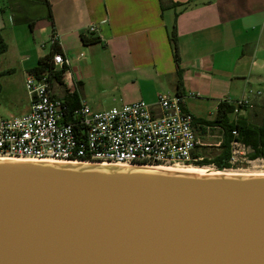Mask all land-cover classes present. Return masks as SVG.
<instances>
[{"label": "water", "instance_id": "1", "mask_svg": "<svg viewBox=\"0 0 264 264\" xmlns=\"http://www.w3.org/2000/svg\"><path fill=\"white\" fill-rule=\"evenodd\" d=\"M0 264H264V175L0 159Z\"/></svg>", "mask_w": 264, "mask_h": 264}, {"label": "crops", "instance_id": "2", "mask_svg": "<svg viewBox=\"0 0 264 264\" xmlns=\"http://www.w3.org/2000/svg\"><path fill=\"white\" fill-rule=\"evenodd\" d=\"M172 1L190 3L162 10L159 0H0V103L20 99L29 111L27 93L15 96L56 36L69 64L52 91L67 108L84 101L99 111L102 100L152 105L165 93L202 122L215 118L219 103L247 98L252 107L237 119L264 126V0ZM174 22L180 85L168 39ZM81 36L99 42L84 45ZM196 132L201 140L221 135Z\"/></svg>", "mask_w": 264, "mask_h": 264}, {"label": "built area", "instance_id": "3", "mask_svg": "<svg viewBox=\"0 0 264 264\" xmlns=\"http://www.w3.org/2000/svg\"><path fill=\"white\" fill-rule=\"evenodd\" d=\"M93 32L91 27L89 33ZM50 42L56 44V36ZM51 60L54 71L69 64L61 54ZM52 83L48 70L26 76L29 111L17 117L0 115V159L134 167L192 165L201 160L195 152L206 144L200 142L180 97L163 93L152 105L136 101L94 111L84 101L67 108L55 97ZM226 103L233 107L234 116L252 107L247 98ZM230 148L231 168L223 171H231L248 150L236 142Z\"/></svg>", "mask_w": 264, "mask_h": 264}, {"label": "trees", "instance_id": "4", "mask_svg": "<svg viewBox=\"0 0 264 264\" xmlns=\"http://www.w3.org/2000/svg\"><path fill=\"white\" fill-rule=\"evenodd\" d=\"M161 9L177 8L182 7L184 9L188 6L190 2L187 3H174L172 0H159ZM169 43L171 46L173 62L175 66V73L177 77V84L180 85L182 77V69L180 68L179 59V49L176 38V24L174 22L173 27L168 35ZM81 41L84 45L95 44L99 42L97 37H85L81 36ZM6 50L5 44L0 39V54L4 53ZM54 54H61L60 48L54 44L51 46V51L48 55L40 58L37 65L29 72V74L37 75L45 70L50 71V76L53 81L61 84V76L64 72V67L60 70L54 71V66L52 65V56ZM53 70V72H52ZM2 74H0L1 76ZM71 99L73 100L72 96ZM66 103V102H65ZM72 105V104H71ZM77 106L78 103L76 102ZM75 106V107H76ZM74 108V107H73ZM233 115V107L226 102H221L218 104L215 118L212 121H200L193 119V124L200 129V133L203 134V126H207L210 129H215L220 131L221 135L218 140L219 152L213 156H206L198 149L195 152V157L201 158L200 161L194 162L192 165L197 167L211 166L217 171H223L225 169H230L228 164L232 142L239 143L244 147L248 148L249 153L247 154V159L255 160L264 158V126L257 127L247 123L244 119L238 118L231 119ZM234 116V115H233ZM238 165L233 168H237Z\"/></svg>", "mask_w": 264, "mask_h": 264}, {"label": "rangeland", "instance_id": "5", "mask_svg": "<svg viewBox=\"0 0 264 264\" xmlns=\"http://www.w3.org/2000/svg\"><path fill=\"white\" fill-rule=\"evenodd\" d=\"M10 74L11 73L5 74L4 78L1 79V83H3L4 86L6 83V79L9 77L8 75H10ZM10 79H13V78H10ZM21 95L26 96V99H27L25 88L22 91L19 90V92H17L15 97L17 98V97H20ZM10 101H8V102H10L12 104L7 103V105H5V103L4 104L0 103V115L2 117H5V118L6 117H17V116H21L23 114H26L28 112L26 102L20 104V101H21L20 99H17L16 102H14L13 98H11ZM17 104H19V105L17 106ZM99 104L101 105V107H99V108H93L92 107V108L95 110L102 111V110H108L111 108H116V107L121 106L118 103H111L110 101H107V100H102L101 103H99ZM87 106H92V104L89 103V104H87ZM29 107H30V104H29ZM22 109H23V111L20 113V111ZM199 139H200L201 143L206 144L205 147L198 148V151H200L204 155L210 157V156H213L219 152L218 148L215 147V145L218 143L217 134H214L213 137L207 138L205 140H203V139L201 140V137ZM243 152H244V155L241 156L240 162L238 163V167L233 168L231 171H227V172H237L240 174H263L264 175V158L249 160V159H247V154L249 153V150H246ZM169 166L174 167V168H179V167H183V166H192L194 168H200V167H197L194 165H176L175 164V165H169ZM167 167H168V165H167ZM201 168H207V169H210L212 171L217 172V170L211 166H206V167H201ZM221 172H226V171H221Z\"/></svg>", "mask_w": 264, "mask_h": 264}, {"label": "bare ground", "instance_id": "6", "mask_svg": "<svg viewBox=\"0 0 264 264\" xmlns=\"http://www.w3.org/2000/svg\"><path fill=\"white\" fill-rule=\"evenodd\" d=\"M95 164H100V163H95ZM102 165H106V164H102ZM141 167H167V166H141ZM169 168H174V167H171V166H168ZM179 168H183V169H196V170H201V171H207V172H212V173H223V174H240V173H237V172H220V171H212L210 169H207V168H194L192 166H183V167H179Z\"/></svg>", "mask_w": 264, "mask_h": 264}]
</instances>
